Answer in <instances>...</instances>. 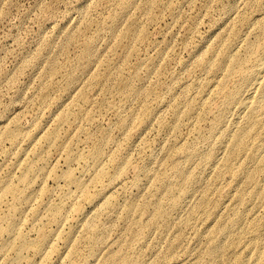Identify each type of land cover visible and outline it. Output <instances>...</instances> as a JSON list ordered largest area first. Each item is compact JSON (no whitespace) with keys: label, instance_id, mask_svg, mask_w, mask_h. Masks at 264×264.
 <instances>
[{"label":"rangeland","instance_id":"374dc122","mask_svg":"<svg viewBox=\"0 0 264 264\" xmlns=\"http://www.w3.org/2000/svg\"><path fill=\"white\" fill-rule=\"evenodd\" d=\"M233 33L250 43L264 39V0H0V189L28 171L22 186L32 194L30 204L0 195V214L17 205L19 229L36 240V214L68 189L58 176L71 168L89 184L95 164L87 156L101 142L100 164L123 174L107 194L115 211L101 218L96 252L79 245L83 257L73 264H242L249 256L243 242L264 228L252 213L263 210L252 187L226 171L234 164L221 165L229 136L248 120L238 103L222 104L224 71L235 67H210L228 48L251 55L246 42L229 45ZM241 81L232 76L228 88ZM76 152L81 159L67 165ZM256 183L264 192V178ZM242 193L253 204L247 211L235 200ZM238 214L251 231L232 243ZM56 227L49 224L48 233ZM76 228L82 237L84 228ZM54 240L46 264L66 253L63 240ZM30 252L28 259L44 264ZM250 252L264 255L261 246Z\"/></svg>","mask_w":264,"mask_h":264},{"label":"bare ground","instance_id":"6f19581e","mask_svg":"<svg viewBox=\"0 0 264 264\" xmlns=\"http://www.w3.org/2000/svg\"><path fill=\"white\" fill-rule=\"evenodd\" d=\"M126 2L131 4L133 0H126ZM130 28H133V24ZM230 39L229 45L231 46L233 43L237 44L240 42H246L247 44L245 45V48L251 54L249 55L250 57H240L237 49L230 50L228 48V50L221 55L220 60L210 65V67L212 66L215 71L231 64L235 67V69L224 71L225 79L223 85L226 89L222 92L224 97L222 104L223 106L231 107L235 103H238L240 105L238 106L236 104L238 106V112L247 113L246 119L248 120V124L245 129L236 131L234 135L229 136V149L228 151H225L221 165L223 169H225V167L229 168L230 164L233 163L234 166L232 168L226 169L231 178H234L235 181L243 180L252 187V190L256 193V202L261 210H263V213L260 216L259 210L254 211L252 214L256 216L258 222L264 224V192H260L261 187L256 183L257 179L264 178V39L258 43H250L247 40V36L244 37V35L242 36L239 33H233ZM234 75H237L242 80L241 83L243 82V84H239V88L237 89L228 88L229 79ZM242 91H245L246 93L245 100H242L240 97ZM252 115H255L256 119H251ZM56 130V128L53 129L49 135H47V141L51 147H54L56 144L55 142L57 141ZM17 134L16 131H12L6 134V136L10 141H14L17 138ZM253 135H255V138H258L254 142L251 141ZM101 145V142L94 145L90 150L91 153L87 156V159L95 164L89 184L80 180L71 168H67L58 176L59 179H62L65 182L68 189L62 194V196L60 195V202L48 204L44 207V214H36L35 220L40 223V225H38L39 228L37 229L38 234L36 240H28L24 233H22V228L19 229L18 226L20 225H18V222L14 219L15 213L19 211L17 205H10L7 207L8 212L6 214H0V257H4L8 254L10 255V258L4 260L2 264H34L26 256L30 251L40 254L41 259L44 257V264H46L49 262V256L55 251V248L52 245L54 239V241H56V239H62L63 244L66 247V253L64 257H62L63 260L61 261L60 259L58 264H71L76 258L83 257L79 250V245L82 244L86 245L85 247L89 249L90 253L96 252V247L103 243V235L101 234V226L103 228V222H101V218L104 217L105 220L108 221L111 219V214L115 211L114 198L107 195L108 191L113 189V186L118 181L117 177L123 175L121 174L120 167L118 170H114L113 173H110L111 170H107L100 164L103 158L102 151H100ZM81 156L82 154L79 152L69 154L67 157V165H70L73 160H80ZM240 160L242 161L239 163L238 161ZM32 167H34L32 164L25 165L26 169ZM43 169L44 168H42L41 171L44 172ZM27 172L28 171L24 172L19 177L17 185H14L9 181L3 182L0 189V195H10L14 200L17 199L21 203L30 204L29 202L32 199V194L30 192L27 193L26 187H23L28 184L29 174ZM254 175H258V177H254ZM88 185L91 186L90 189L88 188ZM44 192L45 191L42 190V193ZM1 196L0 200H2ZM235 200L242 204L243 211H247L249 205L253 207V204L244 198L243 193L237 195ZM176 203L177 202L173 205ZM88 205L93 208L91 209V212H86L84 210ZM69 211L73 213L71 214L73 215V218H70L72 220L70 221L71 223L64 227L63 224L67 221L66 217ZM26 212L28 213V211ZM105 220L103 219V221ZM51 223H54L55 225L57 224L58 228L56 227L57 230L55 229V232L48 233L47 227ZM233 223L237 228L232 243H241L243 234H246L248 230H251L249 229V226H247V229H245L244 232L245 217L243 215H236ZM30 224H32V222ZM74 224L76 227L79 225L84 228L85 232L82 237L77 235L78 231ZM260 230L261 231L259 232L254 231L251 233V237L255 241L243 242L247 245L246 247L249 256L243 257L245 259L242 260V264H257L261 257L264 258V255H262L261 252H250L255 249V246H261L264 249V238H261L264 234V228H261ZM2 235H7L8 238L2 240ZM2 259L3 258H1V260ZM132 261L134 263L131 262V260H125L122 264H137L135 260ZM115 264L121 263L120 261H116ZM262 264H264V262Z\"/></svg>","mask_w":264,"mask_h":264}]
</instances>
